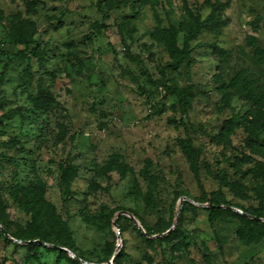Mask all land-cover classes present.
<instances>
[{
	"label": "rangeland",
	"instance_id": "obj_1",
	"mask_svg": "<svg viewBox=\"0 0 264 264\" xmlns=\"http://www.w3.org/2000/svg\"><path fill=\"white\" fill-rule=\"evenodd\" d=\"M0 264H264V0H0Z\"/></svg>",
	"mask_w": 264,
	"mask_h": 264
},
{
	"label": "trees",
	"instance_id": "obj_2",
	"mask_svg": "<svg viewBox=\"0 0 264 264\" xmlns=\"http://www.w3.org/2000/svg\"><path fill=\"white\" fill-rule=\"evenodd\" d=\"M33 52H35L36 54H38V55H42V53L40 52V51H33ZM13 58H18V57H21V54L20 53H17V54H13V55H11ZM72 179H71V177H70V179H68V182L70 183V181H71ZM68 183V184H69ZM17 190H18V186L17 185H12V187H11V191H12V195L13 196H16V193H17ZM30 191L31 192H33L34 191V187H32L31 189H30ZM215 207L214 208H206V210H208L209 211V214H210V216H211V218L213 219L215 216H216V214H215V212L216 211H218V210H220L221 212H226V213H228V212H232L231 211V209H230V207H227V209H221L220 207H219V202H215ZM262 204V203H261ZM217 208H219V209H217ZM262 205L258 208V211L259 212H261L262 213ZM232 214L233 215H235V216H238L239 217V215L237 214V213H235V212H232ZM239 218H241V217H239ZM252 222V224L253 225H257L259 222H258V220H251L250 221V223ZM118 224H119V221H118ZM120 226V225H119ZM120 230H121V228H120ZM149 232H151L152 233V231H150V229H147ZM242 233H241V235H242V237H245L246 236V234L244 233V231H241ZM161 238L162 237H159L158 238V241H161Z\"/></svg>",
	"mask_w": 264,
	"mask_h": 264
},
{
	"label": "water",
	"instance_id": "obj_3",
	"mask_svg": "<svg viewBox=\"0 0 264 264\" xmlns=\"http://www.w3.org/2000/svg\"><path fill=\"white\" fill-rule=\"evenodd\" d=\"M120 214L129 216L131 219H133L135 221V223H137L143 229V227L139 224V222L137 221V219L131 213H129L127 211H122ZM115 226L118 229V236L120 238L121 237V230H120V226L118 224V221H115ZM171 230L172 229H169V231L167 233H169ZM167 233H164V234H167Z\"/></svg>",
	"mask_w": 264,
	"mask_h": 264
}]
</instances>
